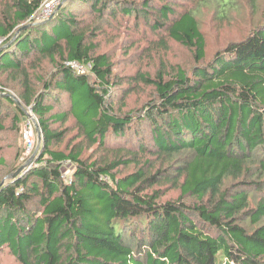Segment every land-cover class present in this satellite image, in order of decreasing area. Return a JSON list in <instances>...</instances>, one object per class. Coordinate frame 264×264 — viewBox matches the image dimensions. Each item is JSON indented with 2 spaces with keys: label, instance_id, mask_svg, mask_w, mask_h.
I'll list each match as a JSON object with an SVG mask.
<instances>
[{
  "label": "trees",
  "instance_id": "obj_1",
  "mask_svg": "<svg viewBox=\"0 0 264 264\" xmlns=\"http://www.w3.org/2000/svg\"><path fill=\"white\" fill-rule=\"evenodd\" d=\"M152 1L71 0L48 24L26 26L4 46L43 0H0V132L5 109L24 112L5 93L13 84L43 136L36 165L0 181V252L18 264H264V23L202 66L207 40L196 14ZM132 12L135 23L142 18L192 49L196 61L189 70L163 63L154 76L138 72L154 88L139 115L108 102L119 81L94 41L101 21ZM69 59L89 64L97 81ZM44 61L53 71L49 79L37 75L38 89L30 68ZM70 116L88 146H107L109 135L125 136L138 120L151 125V143L146 131L127 157H83L81 142L55 147L67 130L54 124ZM66 161L75 164L70 182L62 177ZM167 183L180 195L163 201Z\"/></svg>",
  "mask_w": 264,
  "mask_h": 264
},
{
  "label": "rangeland",
  "instance_id": "obj_2",
  "mask_svg": "<svg viewBox=\"0 0 264 264\" xmlns=\"http://www.w3.org/2000/svg\"><path fill=\"white\" fill-rule=\"evenodd\" d=\"M70 1L66 0L62 6L58 7L55 15ZM126 1L130 2L131 0ZM134 1L140 4L142 2V0ZM163 1L166 0H153L152 3L161 5ZM169 1H173L178 11L189 8L196 14L207 40V58L203 63H200L202 66L218 49L224 47L228 42L244 38L252 29L264 23V0ZM51 17L43 20L40 15L36 16L35 19L24 23L25 25L22 24V27L46 25ZM86 19L85 21L90 24L92 19L89 16ZM138 21V23H135L134 13L127 17H118L117 20L110 19L109 22L108 20H105V22L101 21L100 34L94 37V41L98 43L97 53L107 52L114 62L113 76L115 80L119 81L110 88L107 96L108 102L114 103L119 112H132L139 115V113L143 112L144 105L154 98V88L152 85H145L137 80L136 75L138 72L148 71L154 76L163 63L165 67L170 64H178L189 70L195 65L196 61L194 60V51L192 49L171 38H167L168 36L163 32H153L150 25L145 24L142 18ZM136 24L140 27L137 28ZM22 27L19 26L15 30V37L23 30ZM20 28L21 30L18 32ZM163 38H166L167 41H165V44H160ZM30 70L33 71L32 80L36 83L37 88L41 89L42 86L38 82L40 80L37 79V75L41 73L44 75V79H49L53 68L50 63L44 61L42 67L39 65V67L30 68ZM89 77L93 84L97 81L94 74L89 75ZM5 85L8 87L5 93L11 95L16 101V105H19L24 112L22 113L20 110L18 112L16 108L15 113L12 112L14 109H11L12 111L4 110L2 121H4L6 128L0 132V157H3L6 162L5 165L0 163V181L2 179L8 180L7 176L16 172L24 164H26L25 171L35 166L42 150L41 148L36 151L39 142L37 131V124L39 125L38 117L34 114L31 107L26 105L15 93L17 92L15 85L12 84V87ZM59 108L63 109L60 106H56V110ZM16 113H18V117L14 118ZM30 126L33 127V142L26 141L23 134L24 130ZM150 126L147 121L138 120V122H134L130 128L126 129L129 132L125 136L117 138L114 135H109L106 140L107 146L98 144L88 146L87 141L78 135L75 120L70 116L65 123L57 122L54 124L55 128L67 130L64 141L55 147L62 149L70 147L68 148L70 150L73 143L81 142L84 147L83 157L108 156L114 158L117 155L127 157V147H136L135 139L138 136L146 137V131L148 133ZM133 130L137 134H134ZM148 134L146 142L151 143L149 141L150 133ZM118 149H123V153L117 154ZM154 161L158 164L161 160L159 157H154ZM74 165L71 161H66L63 167L66 169L65 171L72 173ZM134 169L135 166L133 164L120 168L122 174ZM161 187L165 189V194L162 197L163 201L176 199L180 195V190L172 188L169 183L163 184ZM255 200L252 199V206L256 204L257 200L256 202ZM0 264H18V262L9 252L4 251L3 253L0 252Z\"/></svg>",
  "mask_w": 264,
  "mask_h": 264
},
{
  "label": "built area",
  "instance_id": "obj_3",
  "mask_svg": "<svg viewBox=\"0 0 264 264\" xmlns=\"http://www.w3.org/2000/svg\"><path fill=\"white\" fill-rule=\"evenodd\" d=\"M66 0H43L41 6L38 8V10L35 13V17L39 16L43 20H47L46 18L49 19L52 15L55 14L56 10L58 7L62 6L65 3ZM66 65L71 67L73 70H75L77 73H82V74H92L91 73V68L89 64H85L83 62H80L79 60L75 59H69L66 61ZM32 132H33V127H27L24 130V137L26 141L33 142L32 140ZM66 169L63 170L62 172V177L66 182H70L71 180V173H68L65 171Z\"/></svg>",
  "mask_w": 264,
  "mask_h": 264
},
{
  "label": "water",
  "instance_id": "obj_4",
  "mask_svg": "<svg viewBox=\"0 0 264 264\" xmlns=\"http://www.w3.org/2000/svg\"><path fill=\"white\" fill-rule=\"evenodd\" d=\"M22 28H23V27H22ZM20 30H21V28L18 30V32H19ZM18 32H17V33H18ZM17 33H16V34H17ZM14 38H15V36H13L12 40L9 41L8 43H6L4 46L10 44V43L14 40ZM7 94H8V93H7ZM37 131H38V135H39V142H38V145H37L36 151H37V150H40V149L43 147V136H42V131H41V128H40V126H39L38 124H37ZM25 165H26V164H24V165H22L21 167H19V168L17 169L16 172H14V173L8 175L7 178L10 179V178L16 177V176L20 175L21 173H23V172L25 171V170H24ZM23 170H24V171H23ZM4 182H5V180L2 181V183H4Z\"/></svg>",
  "mask_w": 264,
  "mask_h": 264
}]
</instances>
